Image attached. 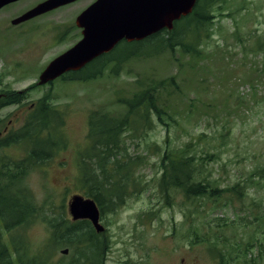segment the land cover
<instances>
[{
  "label": "rangeland",
  "instance_id": "374dc122",
  "mask_svg": "<svg viewBox=\"0 0 264 264\" xmlns=\"http://www.w3.org/2000/svg\"><path fill=\"white\" fill-rule=\"evenodd\" d=\"M42 1L21 0L0 9V93L27 94L22 105L0 111V137L17 132L35 102L50 93L53 105L65 114L66 144L29 169L24 187L33 196L36 216L11 231L2 229L5 242L13 249L17 244L20 252L28 250L30 264L42 257H48L47 264H68L79 257L78 248H56L50 222L73 221L69 202L85 193L79 176L90 146L91 114L125 113L120 99L130 98L141 78L145 84L165 81L169 90H163L159 102H166L168 114L163 122L152 116L122 135L121 146L141 158L132 168L123 203L103 215L107 233L101 241L109 245L104 264H227L208 245H189L192 221L186 214L193 205L181 191L160 186L164 152L183 149L194 155L205 177L226 190L219 201L202 200L204 217L192 215L194 223L199 221L201 232L207 233L218 227L217 217L237 219V225L215 230L230 245L240 244L229 252L236 253L234 261L248 252L237 264H264V0L215 3L197 56L179 49L141 55L115 73L111 64L92 80L61 78L39 86V75L49 63L82 39L76 19L95 0H79L25 24H11ZM31 147L22 141L0 150V165L7 158H26ZM237 184L241 190H231Z\"/></svg>",
  "mask_w": 264,
  "mask_h": 264
},
{
  "label": "trees",
  "instance_id": "16d2710c",
  "mask_svg": "<svg viewBox=\"0 0 264 264\" xmlns=\"http://www.w3.org/2000/svg\"><path fill=\"white\" fill-rule=\"evenodd\" d=\"M218 1L221 0H198L193 12L176 21L173 30L164 29L138 42L122 41L112 52L98 57L83 69L65 75L62 79L92 80L103 74L111 64H114L111 72L115 73L125 63L141 55L152 56L179 49L181 52L197 56L200 53L196 48L200 42L199 38L211 26L213 19L211 8ZM260 48L264 51V44ZM136 84L137 89L130 98L120 99L125 113L117 116L110 111L104 113L95 111L90 117V146L81 160L79 186L85 192L83 195L92 198L98 204L102 216L115 212L123 203L125 190L131 183L132 168L141 158L140 155H132L127 148L121 146L122 135L133 131L132 127L138 123L137 126H140L141 122H149L152 116L163 122L164 115L168 114L166 102L164 100L159 102L163 90H169L165 81L151 80L145 84L139 78ZM36 86L35 84L31 88ZM0 94L2 95L0 111L7 106L22 105L27 96L20 91H2ZM52 99L50 93L43 95L35 102L34 108L17 132H10L5 138L0 137V150L22 141L32 146L26 158L17 161H10L7 158L0 165V264H30L29 256L26 255L28 250L23 244L26 253L20 252L17 244H14L13 249L5 242L2 229L11 231L36 216L33 196L24 187L28 171L34 165L42 163L43 159L50 160L65 147L62 130L65 114L53 105ZM161 164L163 167L161 188L165 191L168 189L181 191L186 201L193 205L186 214L192 221L189 231L190 235L193 233V238L189 245L202 243L208 245L221 254L222 258H218L227 264H237L242 261V257L246 259L248 252H243L240 258L234 261L236 253L229 252L240 248V244L235 241L230 245L217 233L220 230H215L224 225H237V219L217 217L218 227H212L207 233H202L200 222L194 223L191 218L192 215L204 217L202 200L219 201L226 190L221 188L216 180L205 177L200 163L196 161L194 155L187 154L185 149L164 152ZM261 171H264V168ZM240 186L237 184L231 190H241ZM239 194L242 195V191ZM50 226L53 229L52 241L56 248L80 249L77 255L79 257L74 256L73 262L68 264H104L105 250L109 248L106 241H101L105 232L101 234L96 232L90 221L61 219L56 223L50 222ZM83 244L85 246H82ZM47 261L48 257L45 261L42 257L32 264H47Z\"/></svg>",
  "mask_w": 264,
  "mask_h": 264
},
{
  "label": "water",
  "instance_id": "95a60500",
  "mask_svg": "<svg viewBox=\"0 0 264 264\" xmlns=\"http://www.w3.org/2000/svg\"><path fill=\"white\" fill-rule=\"evenodd\" d=\"M19 0H0V8ZM78 0H46L30 9L12 24L17 25ZM198 0H96L76 19L83 38L56 57L39 76L47 84L68 71L78 70L94 59L111 52L121 41H142L164 29L172 30L175 21L192 13ZM69 212L74 221L90 220L98 232L100 210L93 199L72 197ZM67 254L68 250L62 251Z\"/></svg>",
  "mask_w": 264,
  "mask_h": 264
}]
</instances>
